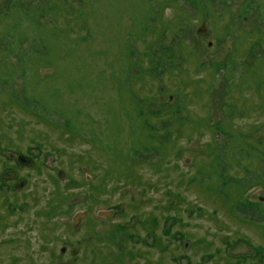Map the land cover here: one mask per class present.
I'll return each instance as SVG.
<instances>
[{"label":"rangeland","instance_id":"obj_1","mask_svg":"<svg viewBox=\"0 0 264 264\" xmlns=\"http://www.w3.org/2000/svg\"><path fill=\"white\" fill-rule=\"evenodd\" d=\"M13 147L52 168L0 192V264H234L239 238L261 252L264 0H0Z\"/></svg>","mask_w":264,"mask_h":264},{"label":"flooded vegetation","instance_id":"obj_2","mask_svg":"<svg viewBox=\"0 0 264 264\" xmlns=\"http://www.w3.org/2000/svg\"><path fill=\"white\" fill-rule=\"evenodd\" d=\"M0 161H2V166L0 167V192H12L14 194H19L20 192L24 191L28 185H29V181L27 178L22 177L20 175V171L24 168H30L32 169L33 166H40V163L46 165L49 168H52V164H50L49 162L51 161V158L48 159L47 162L43 163V162H38V160H40V158L42 157V154H40V150L39 149H31L30 152H26L23 153L22 149H18L16 147L13 148H4L3 150H0ZM20 157H24L27 160L23 162V164L20 162ZM87 169V168H86ZM63 173L64 174V179H61L60 174ZM58 179L59 181H65L67 178V174L60 170L57 173ZM24 204L19 205L18 203H11L8 205V211L9 213L15 212L17 210H23ZM82 212V211H79ZM88 212V211H87ZM84 213L82 222L80 223V225H78L77 228L74 227L73 225V220H72V227L75 229H79L82 226H84L85 224V220H86V216L87 213ZM77 214V213H76ZM75 214V215H76ZM97 217H99L100 220H108L105 219L104 217H101L99 215H97ZM241 222H245L244 220H242ZM83 223V224H82ZM247 224H249L248 222H245ZM97 226V225H96ZM102 229H103V224L101 225ZM5 230H8L10 228V224H5L4 223V227ZM162 239V237H161ZM14 242L13 240H11V243ZM4 243L6 244L7 242L4 241ZM239 244H242L244 246L243 249L238 250L239 252H235V247ZM155 246V245H154ZM247 250V251H246ZM263 252H264V248H262V251L260 252L258 247H256L255 245H252L248 239L246 238H239L238 240L235 241L234 244L231 245V248L229 249L228 252V259L229 258H233V259H238L236 261H234V264H259L260 263V257H263ZM61 253L64 255L66 253V247H63L61 250ZM74 255V260H76L77 258L75 257V252L72 253ZM251 258V259H250ZM59 263H69V261H61ZM226 264L230 263V261H226ZM57 264V263H55ZM217 264V263H216Z\"/></svg>","mask_w":264,"mask_h":264},{"label":"water","instance_id":"obj_3","mask_svg":"<svg viewBox=\"0 0 264 264\" xmlns=\"http://www.w3.org/2000/svg\"><path fill=\"white\" fill-rule=\"evenodd\" d=\"M26 160H27L26 158L20 157V162L22 164ZM84 172L87 173V169H85ZM60 176H61V179H64L65 178L63 173H61ZM106 215H108V214L103 215L101 211L99 212V216H101V217H104L105 218V217H107ZM83 216H84V213L83 212H78L74 216V218H73V225H74L75 228L78 227V225H80V223L82 222ZM243 248H244V246L242 244H239V245H237L235 247V252H239L238 250H241ZM57 264H68V263H57Z\"/></svg>","mask_w":264,"mask_h":264},{"label":"trees","instance_id":"obj_4","mask_svg":"<svg viewBox=\"0 0 264 264\" xmlns=\"http://www.w3.org/2000/svg\"><path fill=\"white\" fill-rule=\"evenodd\" d=\"M87 168V170H88V167L87 166H82V169H83V171H84V169H86ZM85 173V172H84ZM229 194V193H228ZM230 195V194H229ZM232 201V199H230V201L229 202H231ZM229 204V203H228ZM241 220H243V219H241ZM158 224V223H157ZM156 233V231H153V233ZM169 233V232H168ZM158 242V241H157ZM156 246V245H155ZM111 255V254H110Z\"/></svg>","mask_w":264,"mask_h":264}]
</instances>
